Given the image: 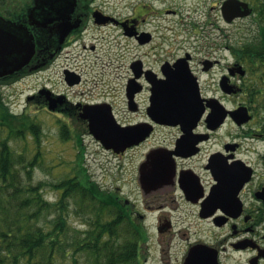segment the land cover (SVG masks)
Here are the masks:
<instances>
[{"label": "flooded vegetation", "instance_id": "af4514ba", "mask_svg": "<svg viewBox=\"0 0 264 264\" xmlns=\"http://www.w3.org/2000/svg\"><path fill=\"white\" fill-rule=\"evenodd\" d=\"M114 1L43 0L36 7V0H0V17L22 25L14 30L36 44L31 60L0 85L78 60L109 27L134 39L140 51L129 64L124 100L129 112L143 113L137 120L122 121L112 101L74 102L45 84L28 101L48 107L52 99V112L87 126L85 104L110 106L125 126L152 125L142 142L120 153L108 149L113 154L145 143L158 128L176 129L169 144L151 146L139 163V174L156 164L164 171L159 181L139 184L152 197L143 211L127 197L118 200L119 211L143 222L142 250L149 255L154 244L158 264H264V0H119L130 8L124 17ZM62 72L69 86L83 80L72 67ZM197 92L204 111L187 132L147 112L155 93ZM148 213L157 216L155 241Z\"/></svg>", "mask_w": 264, "mask_h": 264}, {"label": "trees", "instance_id": "16d2710c", "mask_svg": "<svg viewBox=\"0 0 264 264\" xmlns=\"http://www.w3.org/2000/svg\"><path fill=\"white\" fill-rule=\"evenodd\" d=\"M3 97L0 92V264H142L148 239L142 220L119 211L122 197L100 187L86 168L56 183L33 180L45 164L42 125ZM60 126L61 137L71 138L69 126Z\"/></svg>", "mask_w": 264, "mask_h": 264}, {"label": "rangeland", "instance_id": "374dc122", "mask_svg": "<svg viewBox=\"0 0 264 264\" xmlns=\"http://www.w3.org/2000/svg\"><path fill=\"white\" fill-rule=\"evenodd\" d=\"M136 1L133 0L132 4ZM114 3L113 7H115L117 17L130 14V8L126 7L128 5L126 1L115 0ZM99 34H104L105 37L95 39L93 41L95 48L84 50L78 60H68V63L67 60H62L53 66L52 70L28 76L18 81L17 84H1L0 92L12 110L30 113L42 125L44 133L41 137V148L45 164L42 168L36 167L33 179L35 182L43 179L49 183H56L66 177L74 176L78 169L84 167L101 185L100 187L113 192L117 191L122 199L127 197L143 211L144 200H151L152 197H146L139 185V163L145 158V152L151 146L159 142L162 143V141L169 144L176 129L158 128L145 143L131 148L123 154H113L90 134L85 123L73 122L67 113L52 112L43 104L38 105L27 99L29 95L39 93L44 89L42 85L45 84L57 91L58 94L59 92L66 93L74 102L93 101L94 99L112 101L117 109L116 115L122 121L125 118L137 120L142 117V112H129L124 100L125 81L130 72L129 64L131 59L139 56V45L134 39L120 33L116 27H109L106 32ZM64 66L72 67L81 73L82 82L71 86L67 85L62 72ZM63 123H66L71 130L72 135L69 139L61 137L60 125ZM29 144L31 147L34 146L33 141H30ZM13 145L16 146L15 143ZM46 191L51 198L54 197L53 187L49 186ZM154 203L157 204V202ZM181 210L184 211L183 208ZM145 225L148 232L150 231L151 241H155L156 214L148 213ZM153 246L150 247L149 255L143 246L145 250H142L144 255L142 264H158L156 249Z\"/></svg>", "mask_w": 264, "mask_h": 264}, {"label": "water", "instance_id": "95a60500", "mask_svg": "<svg viewBox=\"0 0 264 264\" xmlns=\"http://www.w3.org/2000/svg\"><path fill=\"white\" fill-rule=\"evenodd\" d=\"M35 3L36 7H39L42 5L43 0H36ZM1 20L4 23H1ZM18 24L0 17V77L22 68L23 65H26L31 60L35 53L36 44L33 36H30L28 41L23 35L17 33L14 30L15 28L19 27L20 30L23 29L22 25ZM68 82L71 84L76 81L68 80ZM39 92L43 93L45 89ZM31 97L29 96V98ZM201 98L198 92L195 94L155 93L151 97L152 104L147 112L155 122H165L171 125L181 124L186 131L192 124H196L203 114L204 104ZM52 101L51 99L48 107L50 110H55L56 101ZM83 110L84 113L81 115L89 120V132L105 148L113 149L118 153L123 152L134 144L142 142L150 135L153 129L152 125L148 122L122 125L114 117L111 107L105 108L103 104H85ZM242 114H245V111L242 110ZM139 175L140 185H143L144 183L159 181L164 175V171L160 165L156 164L149 171L145 172L141 167Z\"/></svg>", "mask_w": 264, "mask_h": 264}]
</instances>
